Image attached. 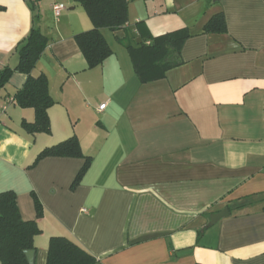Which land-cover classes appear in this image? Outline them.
I'll list each match as a JSON object with an SVG mask.
<instances>
[{
  "label": "crops",
  "instance_id": "obj_1",
  "mask_svg": "<svg viewBox=\"0 0 264 264\" xmlns=\"http://www.w3.org/2000/svg\"><path fill=\"white\" fill-rule=\"evenodd\" d=\"M54 3L66 7L58 16ZM217 13L225 32L203 31ZM32 25L46 38L31 75L54 101L49 133L27 132L34 109L12 100ZM92 27L73 0H0V70L14 69L0 88V192L14 191L40 229L33 264H45L51 236L98 264H264V0H127V22L99 29L110 55L88 68L74 35ZM177 29L189 33L180 64L141 82L125 41ZM71 136L91 159L76 186L84 158L34 163Z\"/></svg>",
  "mask_w": 264,
  "mask_h": 264
},
{
  "label": "trees",
  "instance_id": "obj_2",
  "mask_svg": "<svg viewBox=\"0 0 264 264\" xmlns=\"http://www.w3.org/2000/svg\"><path fill=\"white\" fill-rule=\"evenodd\" d=\"M80 4L93 27L74 35L76 44L83 55L87 67L100 64L111 50L100 28L111 31L121 28L127 22V0H73ZM31 10L35 5L31 4ZM36 15H33L35 18ZM139 23H135L137 26ZM225 22L221 13L211 16L203 26L205 32H225ZM189 36L186 29H177L151 38L148 44L133 46L125 41L133 69L141 82L163 78L168 69L180 64V48ZM46 45V38L32 25L27 36L18 44V62L14 69L25 73L26 80L15 93L12 100L19 107H31L35 117L31 123L22 121L23 128L29 133L50 132L47 109L54 103L48 92L44 75L32 76L31 70ZM9 67L0 70V88L5 84L12 71ZM46 156L82 157L84 164L76 174L72 186H76L88 169L91 159L81 152L79 142L71 136L39 152L35 161ZM36 217L42 215V207L34 197ZM40 232L35 220H23L17 208L14 191L0 192V264H28L24 250L33 249V238ZM45 264H98L96 259L61 236H51L48 241ZM198 264V263H197Z\"/></svg>",
  "mask_w": 264,
  "mask_h": 264
},
{
  "label": "water",
  "instance_id": "obj_3",
  "mask_svg": "<svg viewBox=\"0 0 264 264\" xmlns=\"http://www.w3.org/2000/svg\"><path fill=\"white\" fill-rule=\"evenodd\" d=\"M227 213H228L227 209H223V210H221L215 214H212L210 217L211 218L210 223L212 224L213 222L217 221L222 216L227 215ZM34 252H35V250H33V249L24 250V254H25V257H26L28 264H33Z\"/></svg>",
  "mask_w": 264,
  "mask_h": 264
},
{
  "label": "built area",
  "instance_id": "obj_4",
  "mask_svg": "<svg viewBox=\"0 0 264 264\" xmlns=\"http://www.w3.org/2000/svg\"><path fill=\"white\" fill-rule=\"evenodd\" d=\"M65 5L63 3H54L52 5V12L54 16H58L64 9H65ZM105 103H101L98 106V109H102L104 108ZM83 212H85V209H82Z\"/></svg>",
  "mask_w": 264,
  "mask_h": 264
}]
</instances>
